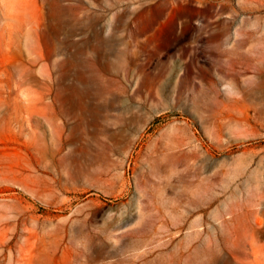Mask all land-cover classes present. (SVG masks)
Masks as SVG:
<instances>
[{"label": "rangeland", "instance_id": "rangeland-1", "mask_svg": "<svg viewBox=\"0 0 264 264\" xmlns=\"http://www.w3.org/2000/svg\"><path fill=\"white\" fill-rule=\"evenodd\" d=\"M257 215L264 0H0V264H264Z\"/></svg>", "mask_w": 264, "mask_h": 264}, {"label": "crops", "instance_id": "crops-1", "mask_svg": "<svg viewBox=\"0 0 264 264\" xmlns=\"http://www.w3.org/2000/svg\"><path fill=\"white\" fill-rule=\"evenodd\" d=\"M200 219H198L196 222H201V218H204V216L199 217ZM238 222L242 223V224H251V225H255L258 226L257 228H250L248 230L251 231H263L264 230V215L262 216H252V217H248L246 219L243 220H239Z\"/></svg>", "mask_w": 264, "mask_h": 264}, {"label": "bare ground", "instance_id": "bare-ground-1", "mask_svg": "<svg viewBox=\"0 0 264 264\" xmlns=\"http://www.w3.org/2000/svg\"><path fill=\"white\" fill-rule=\"evenodd\" d=\"M176 161H174L175 163L178 161V158L177 159H175Z\"/></svg>", "mask_w": 264, "mask_h": 264}]
</instances>
